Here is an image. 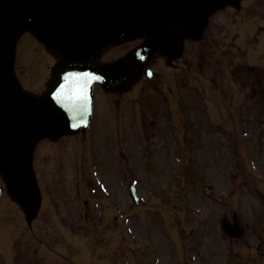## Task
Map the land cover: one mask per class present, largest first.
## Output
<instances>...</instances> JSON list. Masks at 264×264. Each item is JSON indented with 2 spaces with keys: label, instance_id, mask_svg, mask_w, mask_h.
Returning a JSON list of instances; mask_svg holds the SVG:
<instances>
[{
  "label": "rangeland",
  "instance_id": "374dc122",
  "mask_svg": "<svg viewBox=\"0 0 264 264\" xmlns=\"http://www.w3.org/2000/svg\"><path fill=\"white\" fill-rule=\"evenodd\" d=\"M158 1L148 0L146 10L161 28L146 21L130 34L139 23L130 27L126 19L112 31L119 35L116 46H108L112 34L99 44L89 34L75 42L64 29L42 22L39 33L54 50L40 44L33 50L38 45L27 28L13 37L20 56L3 85L17 88L28 118L21 122L16 157L13 146L0 149V182L10 187L0 197V264H181L184 258L187 264H264V69L254 91L241 90L237 73L245 50L264 64V0H237L239 6H212L208 13L199 8H208L209 0H169L175 9H160ZM205 15L212 51L188 52L190 22ZM145 37L153 40L148 65L155 75H144L146 61L138 63L135 79H121V70H114V83L94 89L89 128L69 135L42 95L44 65L76 51L108 69ZM247 76L253 85L254 75ZM32 116L41 133L31 127ZM242 130L249 142L222 149L231 138H242ZM20 158L29 166L26 181L32 178L42 193L41 209L29 221L26 206L13 211L15 194L23 191L17 184ZM130 181L137 206L128 195ZM232 211L245 225L234 240L218 222L222 216L231 220Z\"/></svg>",
  "mask_w": 264,
  "mask_h": 264
},
{
  "label": "water",
  "instance_id": "95a60500",
  "mask_svg": "<svg viewBox=\"0 0 264 264\" xmlns=\"http://www.w3.org/2000/svg\"><path fill=\"white\" fill-rule=\"evenodd\" d=\"M0 0V55L2 44L9 27L15 22L17 16L32 11L37 13L41 8L49 10L54 18L66 28L76 31H91L101 28L110 22L112 18L119 15L131 0ZM61 7L72 10L83 11L86 19L79 20L66 17ZM1 60V56H0ZM90 74L84 77L83 74ZM51 78L48 84V95L53 105L58 107L67 118L69 130L76 133L80 128H87L92 109L91 87L93 81H99L103 86H107L105 77L94 67L87 65H67L58 62L51 68ZM102 79L96 80L95 75ZM67 77V79H66ZM86 80V83H85ZM64 86L63 93L67 99H56L54 93L61 86ZM80 85L83 86V95L86 100H76ZM230 225L222 221V226L229 235L240 236L241 229L238 228L236 220Z\"/></svg>",
  "mask_w": 264,
  "mask_h": 264
},
{
  "label": "flooded vegetation",
  "instance_id": "af4514ba",
  "mask_svg": "<svg viewBox=\"0 0 264 264\" xmlns=\"http://www.w3.org/2000/svg\"><path fill=\"white\" fill-rule=\"evenodd\" d=\"M148 0H141V3H142V5H143V7H144V9L146 8V9H149L148 7H147V4H148V2H147ZM225 3L226 1H224V0H221L219 3ZM149 6V5H148ZM164 6H165V4L163 5V6H159L158 5V7H160V9H162V8H164ZM228 3H225L224 5H222V6H220V8L219 9H225V8H228ZM137 7V6H136ZM136 7H134V8H132V9H136ZM140 7V6H139ZM150 7V6H149ZM142 9V8H141ZM199 9H203L202 8V6L199 8ZM197 23V21H191V26L193 27L194 26V24H196ZM149 39L148 38H145L144 39V41L143 42H147ZM150 48H151V46L149 45V50L148 51H150ZM151 53V52H150ZM150 53H148L147 54V57L145 58L146 60V65H148V63L149 62H151V58H150ZM89 63H92V64H96L97 65V63H93L92 61H88ZM141 65L142 63H140V62H138L136 59H135V57H133L131 54H128L126 57H125V59H123V61H122V63H116V62H114L113 64H112V66H115L114 68H113V71L114 70H117V69H120L121 70V72H122V76H121V79L122 78H125V77H130V78H132V79H135V75H138V73L139 72H137L138 70H141L142 69V66H140L139 64ZM150 67L151 68H154L153 67V65L151 66L150 65Z\"/></svg>",
  "mask_w": 264,
  "mask_h": 264
},
{
  "label": "bare ground",
  "instance_id": "6f19581e",
  "mask_svg": "<svg viewBox=\"0 0 264 264\" xmlns=\"http://www.w3.org/2000/svg\"><path fill=\"white\" fill-rule=\"evenodd\" d=\"M11 0H6L4 3H9ZM62 11H64L66 17L73 18V19H79L83 20L86 19V15L84 14L83 11H78V10H72L71 8H66V7H61ZM257 56L254 55L252 59H255ZM25 170V169H24ZM26 172V170H25ZM243 204V201H242Z\"/></svg>",
  "mask_w": 264,
  "mask_h": 264
},
{
  "label": "snow or ice",
  "instance_id": "6c2138e0",
  "mask_svg": "<svg viewBox=\"0 0 264 264\" xmlns=\"http://www.w3.org/2000/svg\"><path fill=\"white\" fill-rule=\"evenodd\" d=\"M84 77H88L90 74L88 73H85L83 74ZM67 79V77H66ZM85 83H86V80H85ZM80 90H79V93L78 95L75 97L76 100H86V97L83 95V86L80 85ZM63 89H64V86L62 85L60 89H57V91L53 94L54 97L58 100L60 99H67L68 97L63 93Z\"/></svg>",
  "mask_w": 264,
  "mask_h": 264
}]
</instances>
